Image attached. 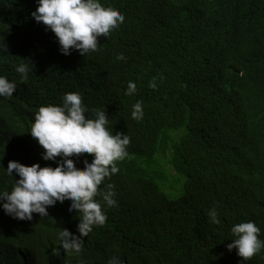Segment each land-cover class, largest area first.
Masks as SVG:
<instances>
[{"label": "trees", "instance_id": "obj_1", "mask_svg": "<svg viewBox=\"0 0 264 264\" xmlns=\"http://www.w3.org/2000/svg\"><path fill=\"white\" fill-rule=\"evenodd\" d=\"M100 3L123 22L97 37V50L64 55L54 32L31 16L36 0H0V75L17 82L12 96H0V191L18 178L6 174L9 160L56 166L30 127L41 105H58L67 92L81 95L86 119L104 110L106 128L130 137L118 172L98 186L112 184L116 204L94 198L106 220L82 237L79 255L57 238L65 228L80 235L66 199L31 220L0 208V264H264V246L248 261L226 248L241 221L255 222L264 241V0ZM20 63L30 68L22 82ZM129 81L136 92L126 95ZM137 100L140 120L131 117ZM92 156L70 158L82 170ZM157 164L179 193L155 180ZM211 209L220 223L210 221Z\"/></svg>", "mask_w": 264, "mask_h": 264}, {"label": "clouds", "instance_id": "obj_2", "mask_svg": "<svg viewBox=\"0 0 264 264\" xmlns=\"http://www.w3.org/2000/svg\"><path fill=\"white\" fill-rule=\"evenodd\" d=\"M37 7L30 14L38 23L54 32L58 39L59 51L69 55L78 50L81 55L97 50V37L105 38L123 22L122 13L110 6H104L100 0H36ZM117 59H124L118 54ZM20 74V81L27 79L29 66L20 63L15 67ZM149 87L156 83L149 81ZM17 89V82L0 75V96L10 97ZM136 92L133 81L127 83L126 95ZM86 105L82 103L78 92H67L60 104L41 105L35 113L30 133L44 151V160L56 161V166L41 167L38 162L25 165L16 160H9L6 174H18L11 191H0V208L17 219L31 220L33 213L48 215L47 207L69 200V212L77 210L79 222L76 225L80 235L62 229L57 238L66 254L79 255L84 240L93 230V226H102L106 213L102 210L100 196L108 207L115 206L113 185H106V191L98 186L118 172L117 161L127 155L130 137L126 133L110 132L106 125L108 119L104 110H94L95 118L86 119ZM141 102L132 105L131 117L134 120L143 118ZM93 154L91 162L84 160L81 170L74 165L73 155ZM60 157V159H57ZM210 221L218 224L220 220L215 209L208 212ZM261 229L251 220L232 225L230 232L234 238L226 244L243 261L250 260L258 253L264 241L258 238ZM83 264V262H82ZM107 264H122L115 257H110Z\"/></svg>", "mask_w": 264, "mask_h": 264}, {"label": "rangeland", "instance_id": "obj_3", "mask_svg": "<svg viewBox=\"0 0 264 264\" xmlns=\"http://www.w3.org/2000/svg\"><path fill=\"white\" fill-rule=\"evenodd\" d=\"M182 130H184V129H182ZM178 132H181V131H178ZM173 135H174V133H173ZM172 138V137H171ZM172 140V139H171ZM163 165H164V167H167L168 169H171V171H173L174 173L176 172V169L174 168V166H173V164L172 163H170L169 161H166V159H164L163 158ZM152 171H153V173L155 174V180L157 181V182H159L160 183V185H161V187L163 188V189H165V191L168 193V194H170V195H172V194H174V193H179V191H177L176 190V187H178L179 185H177L176 183H174V182H169V183H167V185L165 186V184H164V180L161 178V175H160V173H159V171H161V167H160V165L159 164H157V166H154L153 168H152ZM159 173V174H158ZM166 188H169V191L166 189ZM172 188V189H171ZM176 190V191H175ZM181 192V191H180Z\"/></svg>", "mask_w": 264, "mask_h": 264}, {"label": "bare ground", "instance_id": "obj_4", "mask_svg": "<svg viewBox=\"0 0 264 264\" xmlns=\"http://www.w3.org/2000/svg\"><path fill=\"white\" fill-rule=\"evenodd\" d=\"M30 3V2H29Z\"/></svg>", "mask_w": 264, "mask_h": 264}]
</instances>
